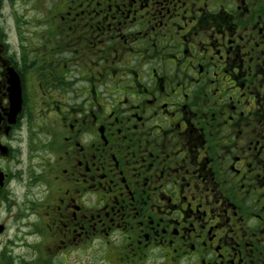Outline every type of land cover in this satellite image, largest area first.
<instances>
[{"label": "flooded vegetation", "instance_id": "1", "mask_svg": "<svg viewBox=\"0 0 264 264\" xmlns=\"http://www.w3.org/2000/svg\"><path fill=\"white\" fill-rule=\"evenodd\" d=\"M0 264H264V0H0Z\"/></svg>", "mask_w": 264, "mask_h": 264}]
</instances>
